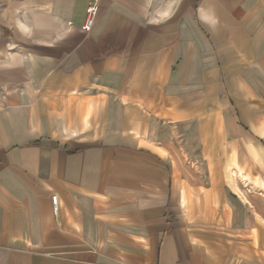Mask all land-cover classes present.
<instances>
[{"label":"crops","instance_id":"obj_1","mask_svg":"<svg viewBox=\"0 0 264 264\" xmlns=\"http://www.w3.org/2000/svg\"><path fill=\"white\" fill-rule=\"evenodd\" d=\"M88 3L0 0V264H264V0Z\"/></svg>","mask_w":264,"mask_h":264},{"label":"built area","instance_id":"obj_2","mask_svg":"<svg viewBox=\"0 0 264 264\" xmlns=\"http://www.w3.org/2000/svg\"><path fill=\"white\" fill-rule=\"evenodd\" d=\"M100 1L101 0H89L88 7L86 9L85 21L82 26L85 32H89L94 25L95 17L98 13ZM52 202L54 206V211L57 213L59 210V203H58L57 195H52Z\"/></svg>","mask_w":264,"mask_h":264}]
</instances>
